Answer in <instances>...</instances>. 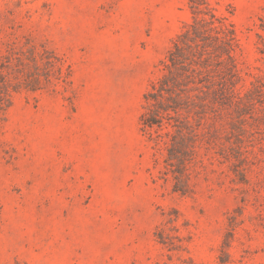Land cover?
Listing matches in <instances>:
<instances>
[{
    "label": "rangeland",
    "instance_id": "1",
    "mask_svg": "<svg viewBox=\"0 0 264 264\" xmlns=\"http://www.w3.org/2000/svg\"><path fill=\"white\" fill-rule=\"evenodd\" d=\"M0 264H264V0H0Z\"/></svg>",
    "mask_w": 264,
    "mask_h": 264
},
{
    "label": "trees",
    "instance_id": "2",
    "mask_svg": "<svg viewBox=\"0 0 264 264\" xmlns=\"http://www.w3.org/2000/svg\"><path fill=\"white\" fill-rule=\"evenodd\" d=\"M180 55L178 53V49L175 47V51L171 52L168 56V62L169 64H166V69L169 70V75L164 77L160 82H159V86L158 89H156V93L152 94V93H148L145 96V100L148 102V106L154 107L156 104H153L156 101V97L161 96L162 92H167V87L169 85V82L173 80V73L175 70L177 71V69L184 71L185 67L183 66V62H180L179 60ZM200 74H197V76L195 75V78H198V85H200ZM187 79H190L191 77H186ZM195 80H190L188 81V83H194ZM195 91H199L200 92V87L196 88ZM162 97V96H161ZM200 100V97H199ZM151 101V102H150ZM153 102V103H152ZM157 117L155 114H153L152 112H150L148 115L143 116L142 117V125H143V129H147V128H152L154 125H157L159 122L158 120L155 118Z\"/></svg>",
    "mask_w": 264,
    "mask_h": 264
}]
</instances>
